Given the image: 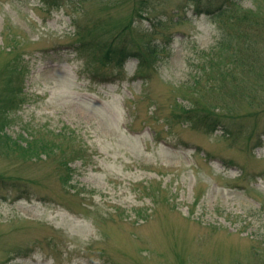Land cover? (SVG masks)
Segmentation results:
<instances>
[{"label": "rangeland", "instance_id": "obj_1", "mask_svg": "<svg viewBox=\"0 0 264 264\" xmlns=\"http://www.w3.org/2000/svg\"><path fill=\"white\" fill-rule=\"evenodd\" d=\"M221 2L0 0V264H264V0Z\"/></svg>", "mask_w": 264, "mask_h": 264}, {"label": "trees", "instance_id": "obj_2", "mask_svg": "<svg viewBox=\"0 0 264 264\" xmlns=\"http://www.w3.org/2000/svg\"><path fill=\"white\" fill-rule=\"evenodd\" d=\"M199 0H197L198 2ZM229 4H238V0L235 1H231L228 0L227 3H223L221 2L214 11H212L208 6H204V4H198L195 8H192V11L194 13V15L196 14H204V15H210L211 17H218L219 14L221 16V14L223 13V11H230V9H228V5ZM201 7V8H200ZM138 13L137 15L140 18H146L149 19L148 14L144 15L143 9L140 8L137 10ZM142 19V20H143ZM235 23L241 27H249L251 25V23L249 22V17L248 18H237L235 20ZM221 44L225 45H230L231 44V38L228 39L226 34H223L222 36V40H221ZM160 45H155V48H158ZM250 47V46H249ZM153 46L150 47L149 49L151 50L150 53H155L156 49ZM254 54V51H253ZM130 58H136L138 60V63H142V57L140 54H131V53H127L125 51H123L122 49L118 50V51H111L108 50L106 55H105V59H107L110 62H118V63H125L126 60L130 59ZM212 115V114H211ZM209 117V116H208ZM209 118H205L204 119V123H206V127L208 129H212V132L217 131L220 128L219 122H218V118L216 115H213V121L212 120H208ZM213 125V126H212ZM225 128H221V130L224 131Z\"/></svg>", "mask_w": 264, "mask_h": 264}]
</instances>
